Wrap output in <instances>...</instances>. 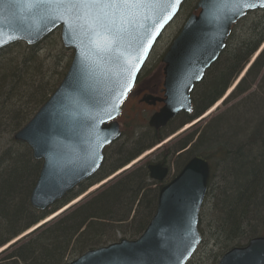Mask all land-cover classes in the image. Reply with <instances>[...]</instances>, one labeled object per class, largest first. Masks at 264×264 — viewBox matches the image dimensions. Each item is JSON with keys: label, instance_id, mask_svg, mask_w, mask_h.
Segmentation results:
<instances>
[{"label": "trees", "instance_id": "obj_1", "mask_svg": "<svg viewBox=\"0 0 264 264\" xmlns=\"http://www.w3.org/2000/svg\"><path fill=\"white\" fill-rule=\"evenodd\" d=\"M253 14L254 19H248ZM52 37L61 43L59 35L52 34L35 46L17 42L0 50V141L5 135L10 138L9 143L0 148V248L76 198L91 184L206 113L225 95L264 43V10L250 13L234 25L226 48L194 90L192 113L180 114L160 130L150 129L140 119L131 118L126 128L128 138L107 151L101 170L50 209L39 211L30 204V195L41 162L33 158L27 145L15 142L13 135L56 88L49 85L48 73H42L38 61V47ZM18 47H24L27 53L17 58L18 53L17 60H12V52ZM227 98V102L235 103L211 116L201 128L171 145L166 144L160 155L161 159L176 157L177 170L195 155L210 163L211 177L205 202L210 204L207 211L209 238L217 241V245L222 244L219 245L221 255L233 246L264 235V47ZM188 144L191 145L187 151L176 155ZM148 183L147 167L140 165L96 191L66 215L62 213L56 221H50L42 226L44 228L8 247L12 251L0 259V264H66L68 258L116 241L118 234L122 238H136L156 211L158 191Z\"/></svg>", "mask_w": 264, "mask_h": 264}, {"label": "water", "instance_id": "obj_2", "mask_svg": "<svg viewBox=\"0 0 264 264\" xmlns=\"http://www.w3.org/2000/svg\"><path fill=\"white\" fill-rule=\"evenodd\" d=\"M183 1L159 28L142 62L135 69L129 66L122 78L120 69L89 52L77 30L61 20L44 19L43 8L30 7L28 0H0V48L20 40L35 44L61 27L63 44L74 49L59 87L14 136L31 147L34 158L43 160L30 197L35 208L46 209L99 169L103 148L120 134L117 122L111 121L119 115L121 102ZM231 8L230 0H199L200 12L187 19L164 55L165 105L151 117V127L159 129L179 112L191 109L194 84L224 50L233 24L245 16H234ZM129 81L131 87L125 93ZM149 168L154 179L162 180L167 173L160 165ZM209 177L207 160L194 157L160 190L156 212L138 239L88 251L69 264H187L201 242L199 213ZM218 264H264V236L228 250Z\"/></svg>", "mask_w": 264, "mask_h": 264}, {"label": "snow or ice", "instance_id": "obj_3", "mask_svg": "<svg viewBox=\"0 0 264 264\" xmlns=\"http://www.w3.org/2000/svg\"><path fill=\"white\" fill-rule=\"evenodd\" d=\"M230 2L234 16L264 8V0ZM28 3L30 7L43 8L44 19L49 22L61 20L77 30L86 39L89 52L97 60L120 69L118 75L123 78L129 66L135 69L142 62L159 28L175 14L181 0H28ZM130 87L129 81L124 92ZM107 115L110 117L111 113ZM8 246L5 244L4 248Z\"/></svg>", "mask_w": 264, "mask_h": 264}, {"label": "rangeland", "instance_id": "obj_4", "mask_svg": "<svg viewBox=\"0 0 264 264\" xmlns=\"http://www.w3.org/2000/svg\"><path fill=\"white\" fill-rule=\"evenodd\" d=\"M197 2H198V0H186L185 1V3L183 5L180 13L178 14V16L167 27L165 32L162 34V36L158 40L156 46L154 47V49H153V51L151 53V56H150L149 67L150 66L153 67L155 65V68H159V65H160L159 61L161 60L162 56L165 54V52L169 48L173 38L175 37V35L178 33V31L182 27V25L185 22V20L188 17V15L193 11V9H194V7H195ZM255 16L256 15H254V14L250 15V17L248 19L252 20V19H254ZM250 22L251 21L247 22L246 25H248ZM54 34L59 35V32L57 31ZM56 40H57L56 37H55V39H53V37H52L51 40L46 41L43 45L38 47V49H39L38 52H40L38 61H39V64H40V68L42 69V73L43 72H47L48 73V77L46 78V80L49 78V85L50 86H56V88H57L58 85L60 84V82L62 81V79L64 78L67 70H68V67H69V65H70V63L72 61V58H73V52L70 49L65 48L61 43L59 44V42L56 41ZM60 46L63 47L62 51H61V47ZM25 53H27V50L25 51L24 47H18L17 49H14L13 52H12V54L14 56L12 60H17V58L19 56L21 58V56L23 54H25ZM16 55H17V58L15 57ZM158 78H159V75L156 76V81L158 80ZM232 85H234V84H232ZM49 96L50 95H48L47 97H49ZM227 100H228V98L221 105H219V108L215 112H213L211 114V116L222 113L226 108H228L233 103H235V101L227 102ZM211 116H208L205 120H203V121H201L199 123H196L191 128H190V126L194 122H192V124L189 123V124L183 126L182 128L176 130L175 134L172 135V136H176V138H174V139H172L170 141L168 139H170L171 136L168 137L162 143L156 145L154 148H152L151 150L145 152L144 154L139 156L137 159H135L133 162H131L130 164L132 166L129 169L128 168L126 169V167L129 166V165H127V166L123 167L122 169H120L118 172H116L114 174V175H116L115 179L109 181V179L113 177V176L112 177L110 176V178L108 177V178L104 179L102 182H100L99 184H96V185L92 186L91 188H89V190L87 192H91V191L95 190L96 188H98L99 186H101L103 183H105V185L103 184L104 186L98 188L97 190L103 189L104 187L110 185L114 181H116V180L120 179L121 177L127 175L132 170L138 168L141 164H143V162H146L147 160L156 159L158 157V155L164 150L163 147L166 144H168V141L171 142V144H173L180 137H184L185 135H189L190 133L194 132L198 128H201L205 124V121L209 120ZM140 122L143 123L145 121L140 117ZM133 127H134V125L130 126L129 127V131L130 130L132 131ZM128 133L129 132H126L125 133L126 135L121 138V139H123V138L124 139L123 140L119 139L121 141H119L118 143H121L125 139H127L128 138ZM14 135H13V137H14ZM131 138H132V136L130 137V139ZM9 139H10L9 136H7V135L3 136V140L0 141V148L2 146L7 145L9 143ZM110 152L108 153V156L110 155ZM141 159H142V161H141ZM109 160L110 159H108V163H109ZM170 160L174 163L173 157L170 156ZM217 181H218V178H217ZM97 190L91 192V195L87 196L82 201L78 202L77 204H74L75 206L69 208V210H65L66 212H64L63 214L66 215V213L72 211L77 206H79L80 203H83V202L87 201L92 196V194L93 195L96 194ZM84 194L82 196H79L76 200L79 201V199L82 198L84 196ZM76 200H74L72 203H74ZM209 206H210V204H207V205L205 204L203 209H202V211H201L200 229H201V232L204 233L203 242H202V245L200 246L198 252L195 254L194 258L191 260L190 264H214L218 260V258H220L221 253L223 252V251L220 250V246H219V245H222V244L219 243L217 245L216 244L217 241L214 242L213 240H211V238H209V232L210 231H209V227H208V217H207V215H208L207 211H208ZM62 215L56 217L52 222H54L57 219H59L60 217H62ZM42 228H44V227H41L40 229H42ZM32 229L33 228H31L28 231L24 232V234H22V236L27 234L28 232L32 231ZM27 236H29V234L26 235L25 237H27ZM1 249H5V248L3 247ZM11 251H12V249L8 248V249L4 250L3 252H0V259L5 258ZM203 255H204V257H203ZM68 259L70 260L71 258H68ZM65 262H66V260L64 261V263Z\"/></svg>", "mask_w": 264, "mask_h": 264}, {"label": "flooded vegetation", "instance_id": "obj_5", "mask_svg": "<svg viewBox=\"0 0 264 264\" xmlns=\"http://www.w3.org/2000/svg\"><path fill=\"white\" fill-rule=\"evenodd\" d=\"M150 66L149 64H146L143 71L140 72L138 75L133 92L128 95L125 102L123 103V107H126L128 110L132 113H140V115L143 113L147 115H152L154 112H156L160 107L163 106L162 102H156L154 104V99L149 98L148 96L152 97H160L162 98L164 96L163 93V86L165 81V75H164V64L160 63L159 68H155ZM159 75L158 80L156 81V76ZM156 81V82H155ZM144 99H148V101H145ZM161 154H159L160 156ZM173 159L175 158L172 156ZM158 158V157H157ZM156 158V159H157ZM192 157L188 158L184 164H182L179 168L182 169L185 164L191 159ZM156 159L153 160H147L154 162V163H160L162 166L168 168V173L166 177L163 180H155L152 183L149 181L150 187L153 189L159 191L160 188H162L166 183L170 181V179L179 171L176 169V163L174 159V163L170 160V156L168 158L160 159L158 158V162H155ZM148 168V166H147ZM149 171V170H148ZM150 175V173H149Z\"/></svg>", "mask_w": 264, "mask_h": 264}]
</instances>
